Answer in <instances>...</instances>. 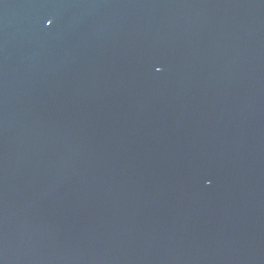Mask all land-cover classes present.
I'll list each match as a JSON object with an SVG mask.
<instances>
[{
    "label": "water",
    "instance_id": "obj_1",
    "mask_svg": "<svg viewBox=\"0 0 264 264\" xmlns=\"http://www.w3.org/2000/svg\"><path fill=\"white\" fill-rule=\"evenodd\" d=\"M0 264H264V0H0Z\"/></svg>",
    "mask_w": 264,
    "mask_h": 264
}]
</instances>
